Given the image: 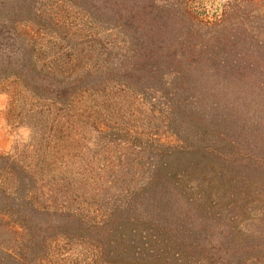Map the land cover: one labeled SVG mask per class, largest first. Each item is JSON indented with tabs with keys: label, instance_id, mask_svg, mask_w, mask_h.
<instances>
[{
	"label": "trees",
	"instance_id": "16d2710c",
	"mask_svg": "<svg viewBox=\"0 0 264 264\" xmlns=\"http://www.w3.org/2000/svg\"><path fill=\"white\" fill-rule=\"evenodd\" d=\"M244 2L262 16L252 20V45L232 56L226 50L246 29L230 18ZM89 5L92 17L111 24L109 35L95 37L97 68L76 69L73 52L47 50L19 9L0 14V87L9 115L29 130L14 152L0 153V264H242L196 240L178 241L174 252L167 240L183 207L165 161L195 150L216 156L222 139L241 147L235 113L244 109L252 163L264 167V0H224L212 16L201 0ZM238 57L252 64L240 66ZM114 92L142 99L167 124V140L143 148L157 162H129L121 143L112 146L106 103ZM187 112L191 124L180 115Z\"/></svg>",
	"mask_w": 264,
	"mask_h": 264
},
{
	"label": "rangeland",
	"instance_id": "374dc122",
	"mask_svg": "<svg viewBox=\"0 0 264 264\" xmlns=\"http://www.w3.org/2000/svg\"><path fill=\"white\" fill-rule=\"evenodd\" d=\"M89 1L0 0V14L11 15L19 9L18 12L29 20L27 23L29 26L31 24L33 31L41 34L43 41L40 42L47 50L73 52L75 57L72 63L76 69L97 68L100 59L95 51L100 45L95 44V37L109 35L111 24L98 21L96 15L91 16ZM223 1L201 0L208 10V16L215 12L219 14L224 8ZM243 6L239 14L230 18V22L237 20L235 22H240L242 28L246 29V37L238 41L237 47L226 50L232 56L236 55V51L252 45V20L258 18L257 14L262 16L252 2H244ZM13 7L15 10L12 11ZM238 62L240 66L252 64V60L245 62L241 57H238ZM219 67H223V64ZM249 68L250 74L252 67ZM223 72H227L226 68ZM241 85L245 90H251L252 77L243 79ZM141 100L133 94L114 92L106 103L110 112L108 125L111 133L115 134L110 139L114 144L112 146L121 143V151L127 153V161L133 160L135 164L141 156L143 159L139 163L157 162L159 155L155 158L151 152L149 155L144 153V145L155 144L159 138L167 140L169 135L166 134L167 124L156 113L147 110ZM9 104L10 97L0 87L2 154L14 152L29 136V130L21 118L9 115ZM242 112L245 113V110L236 109L235 113L236 133L241 139L237 143L241 147L233 149L229 143L231 138L222 139L218 142L217 152L213 153L216 156L200 158V152L195 150L192 156L185 155L190 158L187 162L183 161L185 156L178 154L171 155L165 161L170 163L168 169L175 187L171 194L178 199L175 206L183 207L173 213L176 218L183 217L184 220L172 224L171 239H166L173 242L174 252L178 251V241L196 240L219 251L226 259L238 260L242 264H264V167L252 163V118L247 121ZM180 115L190 122L192 115L189 112ZM182 129L181 136L185 134L183 125ZM92 136L96 138L98 133L94 131ZM136 146L140 147V151L134 150ZM194 146L201 147L202 143L194 142ZM107 154H112L113 159L117 156L114 147ZM150 156H154L153 160ZM176 166H180V169H176ZM171 213L168 212L169 215ZM189 255L190 252L185 257Z\"/></svg>",
	"mask_w": 264,
	"mask_h": 264
}]
</instances>
